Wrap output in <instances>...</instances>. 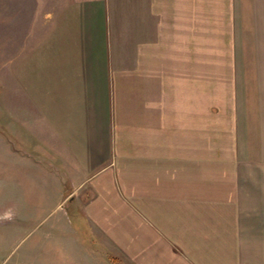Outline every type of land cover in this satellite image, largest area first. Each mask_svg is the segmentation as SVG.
Segmentation results:
<instances>
[{
  "label": "crops",
  "instance_id": "obj_1",
  "mask_svg": "<svg viewBox=\"0 0 264 264\" xmlns=\"http://www.w3.org/2000/svg\"><path fill=\"white\" fill-rule=\"evenodd\" d=\"M149 2L115 5L144 14ZM252 3L264 60V0ZM79 6L50 38L22 43L23 26L4 35L14 54L0 84L1 205L16 213L11 230L37 231L33 264H264V92L248 149L234 128L226 157L205 151L198 102L191 128L181 115L177 128L137 87L113 84L108 39L91 46L74 16L90 4Z\"/></svg>",
  "mask_w": 264,
  "mask_h": 264
},
{
  "label": "rangeland",
  "instance_id": "obj_2",
  "mask_svg": "<svg viewBox=\"0 0 264 264\" xmlns=\"http://www.w3.org/2000/svg\"><path fill=\"white\" fill-rule=\"evenodd\" d=\"M118 1L0 0V84L4 80V63L14 54L9 39L5 44L7 29L23 26L22 43L29 36L50 38L57 23L59 28L72 17L66 9L70 4H90V13L73 14L89 26L86 30L90 32L91 46L107 37V66L115 75L113 84L137 87L140 101L152 102L149 108L154 111L170 113L171 123L177 128L181 125L180 115L182 121L188 118L191 128L195 116L192 107L197 101L198 116L202 115L204 121L205 151L218 149L220 156L226 157L234 128L237 149H244L245 138L249 137L244 130L258 124L257 113L263 99L260 94L264 92L261 46L250 29L254 7L251 0H181L184 12L175 10L180 0L176 4L173 0L171 7L170 0H150L146 8L152 11L144 14L121 12L115 5ZM141 1L127 0L130 5ZM76 31V38L78 32L83 36V29ZM87 48H81L86 55L90 53ZM91 57L94 59L93 53ZM120 95L124 103L127 94ZM135 97L134 93L133 101ZM212 131L219 134L212 136ZM4 147L0 141V149ZM4 194L0 182V264H33L37 254L27 249L37 231L27 237L10 229L18 221L15 211L1 205Z\"/></svg>",
  "mask_w": 264,
  "mask_h": 264
}]
</instances>
